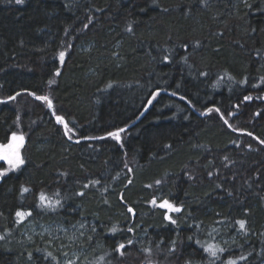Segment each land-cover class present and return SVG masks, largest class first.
<instances>
[{"label": "trees", "instance_id": "obj_1", "mask_svg": "<svg viewBox=\"0 0 264 264\" xmlns=\"http://www.w3.org/2000/svg\"><path fill=\"white\" fill-rule=\"evenodd\" d=\"M12 132L25 163L0 178V264H210L207 243L215 264H260L264 0H0V143ZM153 199L182 207L175 224Z\"/></svg>", "mask_w": 264, "mask_h": 264}, {"label": "snow or ice", "instance_id": "obj_2", "mask_svg": "<svg viewBox=\"0 0 264 264\" xmlns=\"http://www.w3.org/2000/svg\"><path fill=\"white\" fill-rule=\"evenodd\" d=\"M17 4L23 3V0H16ZM85 27H87V25H85ZM129 31H131V28H129ZM185 48L188 47V44L184 45ZM60 59L61 61H63L65 53L64 52H60L59 53ZM169 57L168 56H164V60H168ZM186 60V58H185ZM33 95H35L33 93ZM153 97H155L157 95V93H153L152 94ZM173 95H176V93L174 92ZM8 99L12 100L15 99V97H9ZM37 99L40 100H45L48 102L49 106H52V101L49 100L48 97L46 96H41V97H37ZM246 100L251 99V97H245ZM152 101H149V103H151ZM209 112L213 111V109H208ZM216 112H219L220 110L217 108L215 109ZM56 120L59 123H63L64 127L66 129L65 135L68 134L69 131H71V129H69L68 123L64 120V117L62 116H56ZM226 124L228 123L227 120L224 121ZM229 127H231V125H229ZM124 128H119L116 131H112V132H108L107 136L109 137H114L116 140H120V133L124 132ZM249 135H251V133H249ZM69 139H71V137H69ZM24 141H25V136L24 134H17L16 132H12L10 138L8 139L7 143H0V160L6 161L7 164L10 166V168L12 169H16L19 168L21 165H23L25 163L24 159L21 156L20 153V149L24 146ZM78 142V141H77ZM261 144H264V140L260 141ZM226 159V158H225ZM9 171V169H4L3 171H0V177H3L5 175V173H7ZM208 175H212V173H208ZM90 184H98L100 183L99 180L96 181H90ZM157 184H160L161 182L159 180L156 181ZM89 186V184H85L84 187L87 188ZM30 189L24 187L22 188V192L27 193L29 192ZM56 197H59V192H56L54 194ZM78 195L83 196L84 193L80 192L78 193ZM38 200H39V204L38 207L41 208H48V209H55L58 206H62L61 205V200L60 199H53L52 197H49L47 193L41 191L39 193L38 196ZM154 205L157 203V201L155 199H153L151 201ZM159 207L163 208V209H168L171 212H181L182 211V207H178L175 204L171 203L168 199H163L160 203H159ZM128 211L131 213L133 212V209L131 207L128 208ZM15 216L17 217V221H23L26 217H31L32 216V212L31 210L25 211L22 209H17V211L15 212ZM165 219L170 220L173 224L176 223V221L174 219H172V217L170 215H166ZM237 223L239 224V228L241 230H245L246 229V221L245 220H239L237 221ZM79 227L82 229L84 228V224H80ZM93 231H95V227H93L92 229ZM133 229L129 228L128 231H132ZM110 231L112 232H116L118 231L117 226H113ZM81 235H83V233H81ZM0 239H4L3 236H0ZM70 240L74 239V237H69ZM89 239H91V237H89ZM191 239V237L189 238ZM133 242L131 240L127 241V244L131 245ZM197 243H201L200 241H197ZM125 248V244H119L117 245V247L114 249V251L119 252L121 255H123V249ZM147 251H150L147 250ZM203 251L209 254L210 259V264H215V261L220 259L219 257V253H223L226 250L222 247H219L218 245L212 244V243H207L205 245H203ZM67 255V254H65ZM49 257H52L53 260L56 259V257H54L52 255L51 252L48 253ZM100 260H103L104 257H100ZM239 259H244V257H239ZM66 264H76L75 261L69 259L66 261ZM98 264V262H97ZM149 264H151V262H149ZM187 264H191V262H187ZM222 264H236V260L229 258L226 261H223Z\"/></svg>", "mask_w": 264, "mask_h": 264}, {"label": "rangeland", "instance_id": "obj_3", "mask_svg": "<svg viewBox=\"0 0 264 264\" xmlns=\"http://www.w3.org/2000/svg\"><path fill=\"white\" fill-rule=\"evenodd\" d=\"M4 169H9V171L10 170H12V168H10V166L7 164V162L6 161H3V160H0V171H3ZM8 171V172H9ZM6 174V173H5ZM1 178V177H0ZM160 203V202H159ZM159 203H156L155 205L151 202V206H159ZM166 210V212H165V214L166 215H169V213L171 212V211H169L168 209H165ZM24 228H26V230L27 231H31L32 233H37V232H42V233H47V234H50V235H52V234H56L57 233V229H56V227H54V226H52V225H50V226H36V225H34V224H32V223H30V222H26L25 224H24ZM60 231H58L59 233H62L63 232V229H59ZM226 241H229V240H226ZM66 261H67V259H63L62 260V264H66ZM260 264H264V261H262Z\"/></svg>", "mask_w": 264, "mask_h": 264}, {"label": "water", "instance_id": "obj_4", "mask_svg": "<svg viewBox=\"0 0 264 264\" xmlns=\"http://www.w3.org/2000/svg\"><path fill=\"white\" fill-rule=\"evenodd\" d=\"M48 106H49V104H48ZM55 120H56V118H55ZM57 121V120H56ZM64 125V124H63Z\"/></svg>", "mask_w": 264, "mask_h": 264}]
</instances>
